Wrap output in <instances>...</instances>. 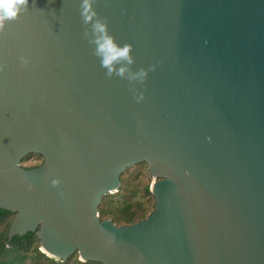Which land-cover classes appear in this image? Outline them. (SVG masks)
Masks as SVG:
<instances>
[{"label":"water","instance_id":"water-1","mask_svg":"<svg viewBox=\"0 0 264 264\" xmlns=\"http://www.w3.org/2000/svg\"><path fill=\"white\" fill-rule=\"evenodd\" d=\"M81 4L28 0L0 31L8 238L37 230L57 261L264 264V0H94L132 45L124 78L94 54ZM29 154L41 164L22 167ZM142 163L151 213L101 221L102 197Z\"/></svg>","mask_w":264,"mask_h":264},{"label":"trees","instance_id":"trees-1","mask_svg":"<svg viewBox=\"0 0 264 264\" xmlns=\"http://www.w3.org/2000/svg\"><path fill=\"white\" fill-rule=\"evenodd\" d=\"M42 157L29 154L21 163L27 164L26 168L37 167L41 164ZM142 167L148 170L146 164H137L127 168L120 176V187L117 192L102 197L98 207L100 220H111L116 226H129L148 217L153 209V198L149 185L139 189L134 185L140 177ZM141 193L140 198L137 194ZM152 209H148L149 205ZM14 215L7 210L0 209V264H101L98 262L79 260L77 253L67 259L57 261L48 257L39 250L38 231L27 232L19 236L8 238V230Z\"/></svg>","mask_w":264,"mask_h":264},{"label":"clouds","instance_id":"clouds-1","mask_svg":"<svg viewBox=\"0 0 264 264\" xmlns=\"http://www.w3.org/2000/svg\"><path fill=\"white\" fill-rule=\"evenodd\" d=\"M93 2L94 0H82L80 5L83 23L91 24V33L86 30L84 36L86 38L89 35L93 37L89 43L95 45L94 54L100 58L101 66L107 70V76L116 75L124 78L127 76L126 73L131 72L129 66L134 63L130 54L133 51L132 45L125 43L121 47L115 42L114 37L108 33L107 20L98 18L93 8ZM27 7L28 0H0V31L5 27V21L11 22L16 19L18 14L27 10ZM117 65L120 66L117 67ZM134 75L142 79L147 76V71L141 69Z\"/></svg>","mask_w":264,"mask_h":264},{"label":"rangeland","instance_id":"rangeland-1","mask_svg":"<svg viewBox=\"0 0 264 264\" xmlns=\"http://www.w3.org/2000/svg\"><path fill=\"white\" fill-rule=\"evenodd\" d=\"M27 164H24V165H27ZM140 174H141L140 177L137 179L136 182H133V184L134 185H138L139 189H141L142 186L148 184L149 185V189H150L151 184L153 182H155V179L151 178L149 174L147 175V171H146L145 167L141 168ZM140 195H141V193L137 194V197L140 198ZM148 209H150V210L152 209V205L151 204L148 206ZM39 250H40V248H39Z\"/></svg>","mask_w":264,"mask_h":264},{"label":"flooded vegetation","instance_id":"flooded-vegetation-1","mask_svg":"<svg viewBox=\"0 0 264 264\" xmlns=\"http://www.w3.org/2000/svg\"><path fill=\"white\" fill-rule=\"evenodd\" d=\"M22 167H24V168H26V166L23 164V163H21L20 164ZM33 168V167H32ZM26 169H30V168H26Z\"/></svg>","mask_w":264,"mask_h":264}]
</instances>
